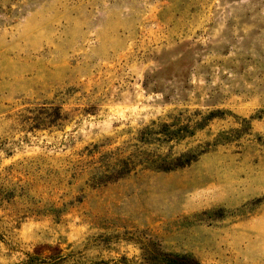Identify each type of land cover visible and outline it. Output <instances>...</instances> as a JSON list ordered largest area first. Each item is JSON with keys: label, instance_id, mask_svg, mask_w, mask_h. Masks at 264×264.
I'll return each mask as SVG.
<instances>
[{"label": "rangeland", "instance_id": "rangeland-1", "mask_svg": "<svg viewBox=\"0 0 264 264\" xmlns=\"http://www.w3.org/2000/svg\"><path fill=\"white\" fill-rule=\"evenodd\" d=\"M160 255L264 264V0H0V264Z\"/></svg>", "mask_w": 264, "mask_h": 264}, {"label": "trees", "instance_id": "trees-1", "mask_svg": "<svg viewBox=\"0 0 264 264\" xmlns=\"http://www.w3.org/2000/svg\"><path fill=\"white\" fill-rule=\"evenodd\" d=\"M206 120L208 119H204ZM199 124L198 126L201 127L203 124ZM162 128H165V133L163 135L164 138H166V141L173 140V141H179L182 138L186 137L187 135H191L192 132L188 127L178 126L176 129H171L170 125L162 124ZM162 134V133H161ZM158 158V157H156ZM180 159L174 160V162L179 161ZM191 161V160H190ZM190 161L181 163V164H173V161H168L167 159H155V160H147L146 163L149 164V167L153 168L156 171H170L172 169H176L179 167H182L186 165L187 163H190ZM160 258L162 260L161 264H201L194 258L186 255H160Z\"/></svg>", "mask_w": 264, "mask_h": 264}]
</instances>
